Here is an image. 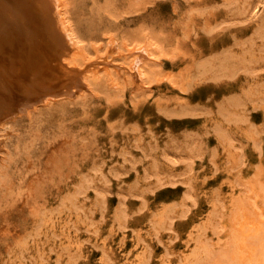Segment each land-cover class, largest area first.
Returning <instances> with one entry per match:
<instances>
[{
    "label": "rangeland",
    "instance_id": "rangeland-1",
    "mask_svg": "<svg viewBox=\"0 0 264 264\" xmlns=\"http://www.w3.org/2000/svg\"><path fill=\"white\" fill-rule=\"evenodd\" d=\"M77 1L91 52L163 55L147 88L6 118L0 264H264V0Z\"/></svg>",
    "mask_w": 264,
    "mask_h": 264
},
{
    "label": "bare ground",
    "instance_id": "bare-ground-1",
    "mask_svg": "<svg viewBox=\"0 0 264 264\" xmlns=\"http://www.w3.org/2000/svg\"><path fill=\"white\" fill-rule=\"evenodd\" d=\"M78 5L77 0H0V131L5 127L6 118L11 120V116L16 118L22 114L32 116L42 106L49 107L54 103L84 98L87 94L97 92L100 85L106 86V94L114 90L119 96L131 90L130 86L136 82L139 89L147 88L151 73L145 65L149 61H156L155 57L158 58L159 54L163 55L162 50L155 54L151 49L153 44L148 43L154 40L147 44H141V41V45L128 47L127 39L117 41L110 36L104 52L100 53L98 48L91 52L86 38L78 28ZM142 32H145L144 29ZM145 40L148 41V38ZM153 47L154 50L158 48ZM115 52L127 57L128 62H116L115 57L118 55ZM260 250L264 256V243Z\"/></svg>",
    "mask_w": 264,
    "mask_h": 264
}]
</instances>
